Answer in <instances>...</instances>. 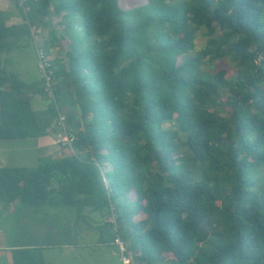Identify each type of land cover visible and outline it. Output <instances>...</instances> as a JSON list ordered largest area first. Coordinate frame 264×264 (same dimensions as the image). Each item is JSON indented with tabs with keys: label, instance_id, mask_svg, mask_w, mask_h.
Masks as SVG:
<instances>
[{
	"label": "trees",
	"instance_id": "obj_1",
	"mask_svg": "<svg viewBox=\"0 0 264 264\" xmlns=\"http://www.w3.org/2000/svg\"><path fill=\"white\" fill-rule=\"evenodd\" d=\"M13 1L22 22L0 10V53L53 16L68 42L40 80L0 61V139L42 135L63 111L74 140L35 167L0 166V202L112 205L137 264H264V0ZM225 59L230 77L213 64ZM40 250L16 249L12 264H44Z\"/></svg>",
	"mask_w": 264,
	"mask_h": 264
},
{
	"label": "rangeland",
	"instance_id": "obj_2",
	"mask_svg": "<svg viewBox=\"0 0 264 264\" xmlns=\"http://www.w3.org/2000/svg\"><path fill=\"white\" fill-rule=\"evenodd\" d=\"M145 2L146 0H118L119 5L125 9L142 5ZM0 10L3 15H9L6 20L7 24L22 22V17L13 0H0ZM61 18L60 16H53L50 25L34 35L33 39L35 41L28 36L19 38L17 44L20 46L10 52H1L0 61L2 62V60L6 59L8 70L17 73L18 77L23 81L40 80L43 75L40 67V56L41 60L48 58L52 60L54 57H62L64 55V46L67 44L68 39L65 36L64 23ZM50 28H55L58 39L53 40L50 38ZM203 31L204 29H201L195 35L194 51L202 48L205 44L206 36L201 34ZM60 35L64 37H60ZM34 42L39 46L37 51ZM44 43L50 46L49 53L45 54L44 50L41 49ZM213 64L215 69L225 68L227 70L226 76L228 77L234 74L231 62L228 59L216 60ZM221 96L224 99V96ZM36 99L40 102L42 97L37 95ZM46 101L48 100L46 99ZM43 103L46 102L43 101ZM60 113L65 116L63 111ZM164 126L173 127V122H165ZM49 131L54 140L52 144L55 146V154H52L51 157H61L72 153L70 147L63 145L60 141L61 132L58 127L57 129L50 127ZM44 161L47 160L44 159ZM256 175L259 176V187L264 186V165L260 167V171ZM128 198L133 199L134 194L131 192ZM87 208L82 211L81 215H78L75 210H70L74 208L64 206L42 205L28 212L23 211L21 213L25 215L24 219L26 220L27 217L29 219L27 221L21 220L20 230L23 232L16 229V235L14 236V227L17 222L19 223L18 210L20 211V207L17 210V207L12 204L11 212L5 214L6 218L0 217L3 220L1 226L4 228L6 236L11 238V240L16 239L23 244L29 243V240H34L38 244H51L52 246H46L41 250L44 264H121L119 254L112 253V251H117L118 249L112 243L113 230L106 221L108 215L101 216L99 212ZM1 210L3 209L0 208ZM13 210L14 212L12 213ZM43 220L50 226V229L44 232V237L32 235L34 233L32 228H29L28 233L26 224L29 222L40 224ZM133 264H137V261H133Z\"/></svg>",
	"mask_w": 264,
	"mask_h": 264
},
{
	"label": "crops",
	"instance_id": "obj_3",
	"mask_svg": "<svg viewBox=\"0 0 264 264\" xmlns=\"http://www.w3.org/2000/svg\"><path fill=\"white\" fill-rule=\"evenodd\" d=\"M49 131V129H48ZM46 132L42 135L37 136H28L25 138H10V139H0V166H24V167H35L44 159L49 160L51 155L55 154V146L53 143V137L49 132ZM12 204L17 207H20L19 214V223L17 222L14 227L16 235V229L20 230V222L21 220H25V215L21 212L30 211L24 210L22 205L18 200H15L9 204H3L0 202V208L3 210L0 211V217L5 219L6 215L11 212ZM14 210L12 211V213ZM29 217L25 221H27ZM3 220L0 219V264H12L13 263V252L18 248H22L25 246L27 248H40L44 249L46 246H52L51 244H38L34 240H29V243L25 244L20 243L19 240H14L6 236L4 233V228L1 226ZM26 227L34 229V233L32 235H39L41 238L44 237V232L50 229L49 224L46 221H42L40 224H36L33 222H29L26 224ZM23 232L22 230H20ZM13 236V237H14ZM11 241V242H10ZM40 250V252H41ZM42 256V252H41ZM43 259V257H42ZM44 262V259H43Z\"/></svg>",
	"mask_w": 264,
	"mask_h": 264
},
{
	"label": "built area",
	"instance_id": "obj_4",
	"mask_svg": "<svg viewBox=\"0 0 264 264\" xmlns=\"http://www.w3.org/2000/svg\"><path fill=\"white\" fill-rule=\"evenodd\" d=\"M43 54V53H42ZM40 60V66L45 69L44 64L46 66V63H44V60H41V56L39 58ZM49 73H51V71H48V73L46 71H44L45 74V80H46V84H47V91H48V95L52 96V90H51V84H50V77H49ZM53 127H55L57 129V127L60 129L61 132V139L60 141L62 142L63 145L70 147L71 151L72 150V143L74 140V134L70 133L65 125V116L59 114L58 117L56 118ZM106 221L111 225L112 230H113V234H114V238L112 240V243L116 245L117 247V251H112L113 254H119V259L121 264H133V258L131 256V253H129L127 251L126 248V243L121 239L120 235L118 234V230H117V224H116V212L114 211V207L112 205H110V211L109 214L106 218Z\"/></svg>",
	"mask_w": 264,
	"mask_h": 264
}]
</instances>
